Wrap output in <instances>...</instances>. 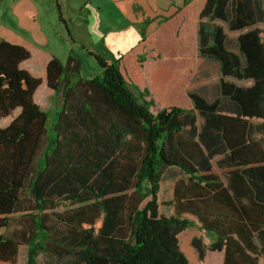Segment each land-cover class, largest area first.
<instances>
[{
  "label": "trees",
  "instance_id": "1",
  "mask_svg": "<svg viewBox=\"0 0 264 264\" xmlns=\"http://www.w3.org/2000/svg\"><path fill=\"white\" fill-rule=\"evenodd\" d=\"M233 2L240 21L232 27L244 26L243 18L253 20L249 0ZM218 4L214 16L229 20L221 0ZM201 33L204 44L210 38L215 43L201 49L219 65L215 100L190 92L193 110L173 106L153 113L149 91L138 99L121 60L88 52L101 74L85 79L82 59L70 54L66 62L53 58L46 68L47 85L59 98L51 125L50 113L34 100L42 79L21 68L30 51L0 42V119L20 109L0 128V229L7 230L0 235L1 262L15 264L19 248L27 246L26 264H190L179 236L192 222L161 213V182L168 168L188 175L195 186L186 191L197 199L186 206L206 225L207 187L217 180L211 159L227 152V166L241 169L233 171L228 190L236 203L243 205L246 198L248 225L244 229L236 216L232 233L238 235L226 239L224 263L259 264L264 257V143L253 137L248 119L264 120V38L260 30L240 36L239 56L226 50L220 29ZM226 77L254 83L239 86ZM226 104L235 106L236 116L223 114ZM258 130L264 134V123ZM64 204L68 207L60 210Z\"/></svg>",
  "mask_w": 264,
  "mask_h": 264
},
{
  "label": "crops",
  "instance_id": "2",
  "mask_svg": "<svg viewBox=\"0 0 264 264\" xmlns=\"http://www.w3.org/2000/svg\"><path fill=\"white\" fill-rule=\"evenodd\" d=\"M17 1L21 3L25 2L24 0ZM233 1L238 2L240 0H228L226 2L221 0V10L226 16H229V20L214 16V11L219 8L218 0H53L50 5V10L52 15L56 13L54 10H58V15L66 20V28L69 34L71 31L74 39L77 36L74 34V30L71 29V24H74L76 27L79 26V24L75 22L74 17L84 16L80 22L82 24L84 23V25L93 21L95 17H102L105 15L111 16L110 14L122 17V20L125 22L124 25H126L129 30L131 29L134 32L139 31L144 33L143 38H140L141 40L131 52L132 54L122 59H129V57L132 59H139L137 62L139 66H141L143 83L140 82V80L139 82L140 84L142 83L143 90L147 89L150 93L147 99L153 100L155 106H161L159 107L160 110L166 106L167 108H170L169 106H177L180 104V100L187 99L190 110H193L194 103L189 93L199 92L192 88L188 89L187 86H185V83L190 80V76L193 74V71L190 69L191 66L188 63L192 62L193 59H202L203 62H207L208 59H214L212 55L208 53L207 55H203L201 52L203 46L211 47L215 44L211 38L204 44L201 37V30L205 33H212L220 29L227 37L224 43L226 50L239 56H241L238 42L240 36L249 31L260 30L262 32L261 37L264 38V0H249V5L251 9L254 10L252 14L254 18L250 22H248L249 20L247 18H243L245 23L242 27H232V25H236L240 21V14L237 12L238 3H234ZM241 1L246 3L248 0ZM27 2L30 3L31 8V11L27 13V17L29 18L28 22L32 23L33 33H31V39L21 34L14 36L12 39H5L3 36L2 38L8 40L12 44L21 45L28 49L31 53V58L38 60L40 66L44 67L45 65L47 68L48 63L53 58H58L60 60L62 58L54 54L51 50H48L45 46L47 35L45 33L46 31L43 29L42 23H39L40 7L34 0H27ZM106 11L110 14H107ZM243 15L242 17H247L246 14ZM85 17H91L92 20H85ZM18 19L21 25L20 18L18 17ZM110 21V27L118 26L116 25V21L112 19ZM52 23L55 29L54 31H56V35L58 36V24H56L55 20ZM21 27L30 31L26 24H22ZM91 31H93V29H91ZM230 36L235 37L233 45L230 44ZM70 37L73 39L71 35ZM91 37L93 38L94 36ZM60 40L66 41L63 38ZM82 44L83 48L88 52H94L95 54L103 56L96 46H90L83 42ZM77 56L79 59H82L79 54ZM105 58L109 59L107 57ZM187 64L188 68H185ZM21 65H23V63ZM38 78L42 79V84H47L46 74ZM227 78L232 77H226L225 81H228ZM253 83L252 81L250 86H252ZM47 87L49 92L47 91V93H44L37 90L34 94V100L43 111L50 113L48 102L54 101L55 92L51 90L49 86ZM218 90L217 88L216 95L213 99H209L206 95L201 94L210 101H213L220 95ZM44 99L47 101V105L43 104ZM224 107L225 109L222 111L223 114L236 116L233 112V108H235L234 105L226 104ZM16 115L14 119H16ZM14 119H12V121ZM254 120L257 122H254ZM248 123L251 127L253 137L263 142L262 138L264 134L258 130V127L263 125L264 120L260 118H251L248 119ZM202 124L203 121L198 125L200 126L199 131H201ZM227 155V152L223 155L217 154L211 159V172L214 177H217V180L214 178L213 182H211L214 183V187H207L208 205L206 206L205 213V220H207L206 225L200 220L199 215L190 212L186 206L197 198L194 197L195 195L186 191L189 187L193 188L195 185H193V182L190 183L188 181L189 176L185 173L182 172L181 177H176L177 179H175L173 185V200L163 203L168 207L171 205L173 206L169 211L170 214L169 212L164 213L161 211L165 216H181L183 218L185 215L189 218L187 219L192 222V226L179 236L182 251L181 238L184 237L183 235L187 236L186 249L188 253L184 251V254L188 258L190 264H200V261L203 264H205V261L206 264H225L226 239L230 236L237 238L238 235L232 233V223L236 220V216L238 217L239 223L242 219V225L244 229L247 230L248 222L245 216L247 200L246 198L242 199L243 205L236 203L234 192L230 189L228 190V186L232 181L233 171H239L241 169L237 167H228L226 164ZM221 164H223V166ZM217 183L221 185L219 186ZM227 194H229L230 202L234 203L232 207L230 203H228ZM160 210L162 209L160 208ZM202 212L203 210L201 213ZM1 234L3 233L0 231V235ZM195 237L204 239L203 242H205L208 247L205 260L201 259L202 251H200V248L193 243ZM253 240L257 247H261L256 232H254ZM27 251V246H21L19 248L17 258L18 260L23 258L24 264H26L27 261ZM22 252L23 255L21 257ZM0 264L11 263L0 261ZM259 264H264V257L259 258Z\"/></svg>",
  "mask_w": 264,
  "mask_h": 264
},
{
  "label": "rangeland",
  "instance_id": "3",
  "mask_svg": "<svg viewBox=\"0 0 264 264\" xmlns=\"http://www.w3.org/2000/svg\"><path fill=\"white\" fill-rule=\"evenodd\" d=\"M25 2L21 3L17 0H0V40L3 41L6 38L12 39L14 36H17L19 34L26 36L28 39H31V33L32 31V23H29V18L27 17L28 11H31L30 3L27 2V0H24ZM36 4L40 7V18L39 23H42L44 31H46V47L48 50H51L54 54L62 58L61 60L63 62H66L68 56L70 54L72 55H78L82 58L83 67L81 71V76L85 79L95 77L101 74V69L96 61V59L89 55L88 51L83 48V43H87L90 46H96V48L99 50L101 54H103L104 57L109 58L108 60L110 62H119L120 61V67L124 77L129 85V88L131 91L139 97L140 93L143 91V86L141 85L143 83L142 78V72L138 64L139 59H132L129 57V59H122L124 57L130 56L135 48V46L138 44V42L141 40L140 38H143L144 33L143 32H134L133 30H129L128 27L125 24L124 20H122V17L115 16L114 14H110L106 11L107 14H110L111 16L105 15L102 17H95L93 21H91V17H85V20H89L91 22H88L87 25H84V23H80L82 18L84 16H78L77 18L74 17L75 22L79 24L78 27H76L74 24H71V29L74 30V34L77 36L75 39L70 31V34L68 32V29L66 28V25L60 20V16L58 15V10L56 11L55 15H52L50 10V5L53 2V0H34ZM21 21V25L19 23V19ZM69 18V17H66ZM93 18V17H92ZM116 21L115 27H110L109 21L110 20ZM55 20L56 24H58V32L59 35H56V31H54L53 27V21ZM111 22V21H110ZM22 24L28 25L29 30H26L25 28L21 27ZM87 26V27H86ZM93 29V31H91ZM70 35L72 36L71 39ZM2 36L5 38H2ZM91 36H94L93 38ZM65 39L66 41H61L60 39ZM234 36H230V44H234ZM48 40V44H47ZM0 41V42H1ZM8 41V40H5ZM9 42V41H8ZM123 60V61H122ZM190 66V69L193 71V74L190 76V80H188L185 83V86L189 89H194L198 91L199 93H202L207 96L209 99H213L216 95V91L218 88V83L220 81L221 75L218 68V63L214 61L207 60V62H203L202 59H193L192 62L188 63ZM188 64L185 65V68H188ZM22 69L28 70L33 76L39 77L46 74V66L44 67L40 66L38 60L36 59H28L21 65ZM142 82L140 84V82ZM228 81L236 82V84L241 86H250L252 84V81L249 80H239L236 78H227ZM47 84H42L37 90L47 93L48 90ZM146 87V86H144ZM139 100L140 97L138 98ZM189 101V100H188ZM45 101L43 104L47 105ZM59 98L56 97L54 101H49V112H50V118H49V124L53 122L54 115L53 112L58 105ZM180 104L177 105V107H181L184 109H189L190 106L187 103V99H182L179 101ZM158 105V104H157ZM161 107V106H159ZM158 106H154L152 108L153 113H158L160 110ZM171 107V106H169ZM164 108H167L164 107ZM20 113V109H17L10 115V117H6L3 119H0V127H5L9 125L14 119L15 115ZM16 115V117H17ZM202 119L198 118L197 124L200 125ZM254 122H257L254 120ZM264 143V136L262 138ZM182 171H180L178 168L172 167L168 168L164 173V180L161 182V191L159 193V201L161 203L160 207L162 212L168 213L172 205L170 207L164 205L163 203L172 201L173 200V185L175 182L176 177H181ZM68 205H62L60 210L66 209ZM170 214V212H169ZM19 216V214H15L12 216L13 223H16V219ZM183 218H188L187 216H183ZM189 219V218H188ZM15 221V222H14ZM100 225V223H99ZM14 227H11L12 230ZM1 233L7 232L6 229H0ZM184 237L181 238V243L183 247V252L185 251L188 253L186 249V235H183ZM204 239H200L195 237L193 240V243L196 244L200 251H202L201 259L205 260V257H207L208 247L206 246L205 242H203ZM23 255V252L21 254V257ZM15 264H24V259H20L16 261ZM200 264H203L200 261ZM206 264V261H205Z\"/></svg>",
  "mask_w": 264,
  "mask_h": 264
}]
</instances>
